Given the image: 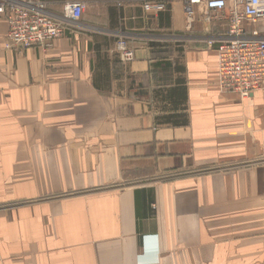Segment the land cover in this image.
<instances>
[{"label": "crops", "instance_id": "1", "mask_svg": "<svg viewBox=\"0 0 264 264\" xmlns=\"http://www.w3.org/2000/svg\"><path fill=\"white\" fill-rule=\"evenodd\" d=\"M14 1L85 9L28 49L0 13V264H264V88L219 87L223 13Z\"/></svg>", "mask_w": 264, "mask_h": 264}, {"label": "built area", "instance_id": "2", "mask_svg": "<svg viewBox=\"0 0 264 264\" xmlns=\"http://www.w3.org/2000/svg\"><path fill=\"white\" fill-rule=\"evenodd\" d=\"M146 11L160 13L167 10L163 0L145 2ZM221 11L228 21L225 38L210 40L218 43V83L224 91H233L247 98L264 87V38L251 36L247 25H264V0H184V10L189 17L198 9ZM85 9L82 1L68 2L63 15L48 12L44 3L14 0L0 2V13L8 24L7 41L21 49L47 45L64 35L70 20L77 21ZM123 61L134 59V50L125 37L117 42Z\"/></svg>", "mask_w": 264, "mask_h": 264}, {"label": "rangeland", "instance_id": "3", "mask_svg": "<svg viewBox=\"0 0 264 264\" xmlns=\"http://www.w3.org/2000/svg\"><path fill=\"white\" fill-rule=\"evenodd\" d=\"M149 1H152V0H149ZM155 1V0H154ZM163 1H165L166 3H167V5H168V3H169V0H163ZM73 2V1H72ZM146 2H148V1H146ZM67 4V3H66ZM65 4V5H66ZM183 6H184V0H183ZM63 9H64V6H63ZM144 9V8H143ZM167 9H168V7H167ZM145 10V9H144ZM146 11V10H145ZM186 13V12H185ZM63 15V14H62ZM187 15V14H186ZM188 16V15H187ZM189 17V16H188ZM70 25V24H69ZM69 25H67L66 26V31H67V27L69 26ZM255 26V25H254ZM229 29V28H228ZM65 31V32H66ZM65 34V33H64ZM228 34V33H227ZM125 38H127V37H125ZM181 38V37H180ZM179 38V36H176V35H173L172 37H170L168 40H170V41H172V42H177L175 39H180ZM58 39V38H57ZM57 39H55V40H57ZM120 39V38H119ZM118 39V40H119ZM128 39V38H127ZM54 40V41H55ZM54 41H52L51 43H49V44H47V45H50V44H52ZM128 41H129V44L131 45V43H130V40L128 39ZM118 42V41H117ZM171 42V43H172ZM218 44V43H217ZM41 46H43V45H41ZM132 46V45H131ZM116 48H117V44H116ZM132 48H133V50H134V59H135V57H136V49H135V47L134 46H132ZM217 52H218V46H217ZM117 54H118V57H119V59L121 60V62L122 63H129L130 61H128V62H126V61H123V59L121 58V56H120V54H119V51H118V49H117ZM133 59V60H134ZM132 60V61H133ZM218 62V61H217ZM217 66H218V64H217ZM218 77H219V75H218ZM219 84V83H218ZM264 87H262V88H260V89H263ZM260 89H258V90H260ZM257 91V90H256ZM229 92H233V91H229ZM251 96V95H250ZM240 97V96H239ZM249 97V96H248ZM241 98V97H240ZM241 99H244V98H241Z\"/></svg>", "mask_w": 264, "mask_h": 264}, {"label": "trees", "instance_id": "4", "mask_svg": "<svg viewBox=\"0 0 264 264\" xmlns=\"http://www.w3.org/2000/svg\"><path fill=\"white\" fill-rule=\"evenodd\" d=\"M157 44L156 43H152L151 46H156Z\"/></svg>", "mask_w": 264, "mask_h": 264}]
</instances>
